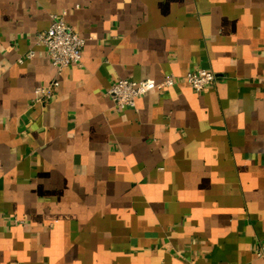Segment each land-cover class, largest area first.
Returning a JSON list of instances; mask_svg holds the SVG:
<instances>
[{
  "label": "crops",
  "instance_id": "obj_1",
  "mask_svg": "<svg viewBox=\"0 0 264 264\" xmlns=\"http://www.w3.org/2000/svg\"><path fill=\"white\" fill-rule=\"evenodd\" d=\"M62 14L86 44L58 73ZM263 237L264 0H0V264H264Z\"/></svg>",
  "mask_w": 264,
  "mask_h": 264
},
{
  "label": "built area",
  "instance_id": "obj_2",
  "mask_svg": "<svg viewBox=\"0 0 264 264\" xmlns=\"http://www.w3.org/2000/svg\"><path fill=\"white\" fill-rule=\"evenodd\" d=\"M64 14L53 15L50 26L36 34V43L45 48L51 64L58 73L69 65L81 62L86 44L85 38L66 23ZM33 55V51L28 54L29 57ZM217 78L215 72L204 68L190 71L186 75L189 86L196 91L207 90L214 85ZM176 82L177 79L173 75H167L161 81L120 78L110 85L107 95L110 97L113 107L120 111L127 107H135L137 99L147 95L150 91H162L172 87ZM59 84V80L54 79L47 84L36 86L34 89V102H44L51 98ZM15 221L17 222L16 219ZM255 252L258 257L264 259V237L258 241Z\"/></svg>",
  "mask_w": 264,
  "mask_h": 264
}]
</instances>
